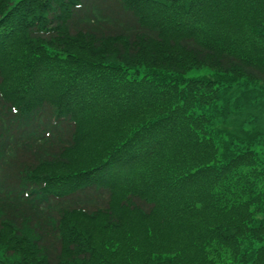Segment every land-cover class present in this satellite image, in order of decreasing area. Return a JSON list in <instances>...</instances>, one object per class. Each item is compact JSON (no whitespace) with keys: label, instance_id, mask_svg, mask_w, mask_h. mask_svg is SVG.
Returning <instances> with one entry per match:
<instances>
[{"label":"trees","instance_id":"1","mask_svg":"<svg viewBox=\"0 0 264 264\" xmlns=\"http://www.w3.org/2000/svg\"><path fill=\"white\" fill-rule=\"evenodd\" d=\"M247 82L264 0H0V264H264Z\"/></svg>","mask_w":264,"mask_h":264},{"label":"rangeland","instance_id":"2","mask_svg":"<svg viewBox=\"0 0 264 264\" xmlns=\"http://www.w3.org/2000/svg\"><path fill=\"white\" fill-rule=\"evenodd\" d=\"M213 72H210L207 69H200V70H193L190 71L189 73H187L186 77H193L196 75H212ZM245 87H246V91L248 92V96L249 98L252 97V108L250 106H246L247 107V111L248 114L250 116V114L253 113V115L257 116V122H258V126L260 127V132L264 135V88H260L258 86H254L253 84H251L250 82L244 83ZM257 101V102H256ZM254 103L257 104V108H255ZM260 139V137H259ZM146 223V222H145ZM171 225L170 221H166L164 222V224L162 226H157V225H152V227H164V226H168ZM97 226V230H95L96 233H102V230L100 228V226L98 224H96ZM145 225H141V226H136L134 225V230H133V240L134 243H136L138 246H144L145 244H147L146 239H147V231L145 230V228L143 227ZM160 232H155L154 235L157 237V245L159 244V236H160ZM182 233H178V236H182ZM258 245H263L264 244V240L263 241H259L257 243Z\"/></svg>","mask_w":264,"mask_h":264}]
</instances>
